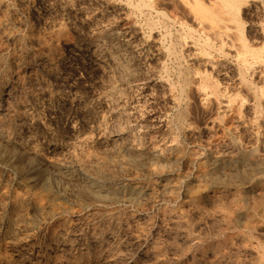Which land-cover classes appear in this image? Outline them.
Returning a JSON list of instances; mask_svg holds the SVG:
<instances>
[{
    "label": "rangeland",
    "instance_id": "rangeland-1",
    "mask_svg": "<svg viewBox=\"0 0 264 264\" xmlns=\"http://www.w3.org/2000/svg\"><path fill=\"white\" fill-rule=\"evenodd\" d=\"M72 1L0 0V4L2 6H0V12L2 11L0 13V22L4 21L2 24H0V94L2 96L5 95V89L2 90V88L7 87L8 83L6 81H10L11 77L14 76L13 74L15 70H17L16 66L13 65L15 63V60L18 58L20 61V67L18 70H23V68L28 70L31 66L35 65L37 60H39V49L40 47H43L45 48L44 51H47L52 56H54V59L57 58V56H60L59 58L55 59L57 61L54 72L50 71V73H48V75H50L45 76L46 82H48V84L51 82L49 84V88L51 89L50 97L52 99H45L43 101V104L42 102H39L38 105H34L36 106V110L40 111V113H43L44 111V115L41 114V118L43 117V122H46L47 124L49 123V133L52 132V137L55 136L53 138L64 145L66 139H70L69 136H71V127L74 130L81 129L82 127L83 130H85L86 128L84 133L87 132L89 135L92 133L90 131H93L91 136L87 134V136H89L90 138L86 136L87 139H84L85 141H75L78 144L76 145L75 143V146H73L70 151V153H73V156L70 153L68 154L63 152L57 153V156L56 154L51 155L53 150H47L46 145L42 144V135L45 131L44 128H42L41 122L35 123L36 132L33 138V142L36 145L38 151L41 150L37 155L29 154L23 149L14 150L12 149L11 143L0 140V264H264V139L262 141V138H264V72H262L264 71V58H261V60L257 61L256 63L253 62L255 64L252 63V66H250L251 68L249 66L248 68H242L243 70L245 69L243 76L245 77L246 82L255 88L257 94L260 95L263 93L262 95H260V101L256 102L255 99H251L253 97L250 94L251 91H254V88H251V90L247 92L248 90H246L243 84L244 82L240 79L241 74L239 75L238 71L239 67L242 65V61L236 59L237 55L221 53L217 49L218 44L216 42V45L214 44V47L212 46L213 49L211 48V46H207L204 49L207 50V57H209V60L201 61L194 56V53L200 51L201 49L199 43H201L200 41L202 36H204L205 33L206 35L212 36V32L211 29L207 27L206 24H204L205 22H201L202 24L198 22L199 19L193 16L185 0H149L150 8H148L149 6L147 4V6H133V3L135 4L136 0ZM124 1H126V3ZM150 1L152 2L150 3ZM165 1H167L168 3ZM2 2L5 4V6ZM67 2L70 4H68ZM159 2L162 3L160 4ZM248 2L242 5L240 11V17L242 18L243 22H245L244 34L245 36L247 35L246 38L249 42H252L253 40L254 44L256 46H259V44L261 45V43L259 42L262 39L260 37V28L258 27L264 14V0H248ZM81 3H84V5H81ZM128 3H130V6L125 5ZM77 4L80 5L77 6ZM22 7H25L23 11H21L23 9ZM137 7L141 9H138V11L136 9ZM182 7L183 11L185 12L182 11ZM122 8L123 10H121ZM85 9L90 11V14H88V11H86ZM91 9H94L93 12ZM159 10L160 12H164L165 15L163 14L162 16V13H160ZM20 12L24 13V15ZM104 14L106 17L104 16ZM145 15H147V17ZM189 15L191 17H189ZM192 17L195 19H193ZM75 18L77 19V21L75 20ZM106 18H109V20H106ZM178 18H180L181 20H179ZM192 19L195 22L192 21ZM254 19H256V21ZM41 21H43L44 23ZM178 22H181L180 26ZM76 23L78 24L76 25ZM153 23L155 25H153ZM194 23L198 24V28ZM88 27L91 28L89 29ZM254 28L257 29L255 30ZM33 30L36 34L33 33ZM43 31L45 33H43L44 35L42 34ZM197 32L198 34H196ZM148 33H150V35H148ZM199 34H201V37H199ZM42 35L43 37H41ZM48 35L51 37L48 38ZM144 36H146L148 39ZM187 36H189L188 39H186ZM56 38L57 41H55ZM67 39L70 40L67 41ZM139 39H141L142 41ZM191 42L193 43L191 44ZM94 43H99V51H96L100 52L101 55H114L117 57L119 63L121 62L119 66L123 68L122 77L124 78V81L119 80L116 77H112V79L110 77L111 81H109L108 76H102L97 69L95 70L96 67H88L86 63L82 62L83 58L90 52V49L92 48V45ZM80 44L84 47H79ZM171 44L173 45L172 47ZM102 46L103 48H101ZM178 46L180 49L178 48ZM163 47L165 49H163ZM169 47L173 49L168 50ZM177 51L179 52L180 56L177 55ZM192 51L195 52L193 53ZM214 54L216 55V57ZM215 58L217 61H215ZM221 58H224V63ZM214 61L217 63H215ZM212 62L215 63V68H211L210 65H214L212 64ZM219 63H221V65ZM59 65L61 67H59ZM185 65L186 67L188 66V68H186ZM56 66L58 68H56ZM80 66L82 67L81 69H79ZM227 66H229V68ZM222 67L225 68L223 69ZM235 67H237L238 70ZM254 67H256V69ZM261 69L262 71H260ZM218 70L219 73L217 72ZM200 71L203 74L200 73ZM210 71L214 73L212 74ZM134 72L136 74H134ZM95 74H97L98 76ZM201 75H206L208 78L210 77L209 79L210 82L212 81L211 83H215L216 81V83L219 82L218 84L221 88L223 87L222 89L220 88L221 93H218L217 98L210 94L211 92L209 90L211 88L207 84H204ZM249 75L251 76L249 77ZM190 76H193L192 79H190ZM184 77L188 78V84H185L186 82L184 83ZM58 79H60L61 81ZM101 79L104 81V83H112L114 81L113 83L116 84L115 88H118L117 90H120L107 95L108 99L106 101H100V94L104 90V84ZM64 80L67 83H65ZM196 80L198 82H196ZM237 80L239 82H237ZM94 81L96 83H94ZM98 81L101 83L98 84ZM120 82L123 84H121ZM124 82L126 83V85ZM74 83L78 84V86ZM141 83L143 84V86H141ZM179 83L183 85H181L180 87ZM225 83L227 84V86L230 84V88L227 87ZM256 83H258V86L262 85L260 86L261 89H258L259 87L256 86ZM202 84L205 87L202 88ZM238 84L239 86L241 85L240 88ZM176 85L179 87H177ZM190 85L192 87H189ZM195 85H198L199 88H197V86ZM102 87L103 89H101ZM122 87L124 89H122ZM90 88L93 90V92ZM84 89H86L87 91ZM136 89L139 91L137 92ZM89 90L91 91L89 92ZM121 90L123 94H121ZM180 91L181 93H179ZM60 92L62 95L60 94ZM195 92L197 93L198 97L196 96ZM98 93L99 96L97 95ZM198 93L199 95L202 93L200 95L202 98L198 95ZM111 95H113L112 98ZM194 95L196 98L194 97ZM246 95H248V97ZM228 96L230 97V99ZM60 98H62L63 100ZM96 98H98V100ZM212 98L215 99L213 100ZM200 99H202L201 103ZM226 99L230 101L232 100V103L229 101V108L225 107L224 105V103H227ZM69 100L72 102H70ZM143 100L145 101V103ZM239 100H242L243 102L241 101V103L239 102ZM202 103L204 105H201ZM206 103H208L209 105H207ZM101 106L104 108H102ZM201 107L203 108V110ZM104 109L108 111V113ZM211 111L213 112L211 113ZM93 112H95L97 116L95 115L94 118H91V114ZM207 112L210 114H208ZM69 113L70 115H68ZM103 113L104 115H101ZM227 115L229 116L227 117ZM46 116L50 119H48ZM80 116L82 118H80ZM104 116L106 117L103 118ZM179 116L181 117L180 119H178ZM215 117L218 119L215 120ZM97 118H100L102 120L100 121V119ZM92 119L96 123H99V126H101L98 128L94 127L91 130L90 127L92 125L88 127V123H95ZM219 120H221L220 123ZM72 121H74V123ZM224 121L228 124H226ZM228 121H232V125ZM187 122L190 124H187ZM215 123L217 126L215 125ZM244 125L247 126L246 129ZM212 126L214 127V129ZM65 127L67 130L65 129ZM52 129L54 132L52 131ZM250 131L251 133H249ZM216 132L219 134H217ZM10 135V138H12L14 133H10ZM169 136L172 137L169 138ZM245 137L247 139L246 141ZM219 141H221L220 144H218ZM3 143L5 144L3 145ZM164 143H166L167 145ZM116 144L117 146H115ZM124 144L126 145V147ZM237 144L240 145V147H244L245 145V147L247 148L252 146L254 148L255 155L263 157V163L255 168H250V166H248L247 164H241L238 162L234 164H228L227 160H225L224 158L228 154L237 153L236 150H233L237 149ZM247 144L249 145L247 146ZM261 150H263V153ZM215 151L217 152L215 153ZM46 154L47 156H45ZM67 156L71 158V160L69 159L70 161L68 160L69 162L65 160L68 159L66 158ZM62 157L65 158H63L65 162ZM49 159H58L59 161H62L59 165L55 164ZM88 160H91L92 163H90V161ZM174 164H176L177 169ZM81 165L84 168H82ZM36 168L37 170H35ZM190 168L193 169L191 170ZM220 168L224 169L221 170ZM40 169L42 171H40ZM49 169L51 172L49 171ZM244 170L246 173L244 172ZM213 172L216 173L214 174ZM89 175H91V177ZM31 176L34 178H32ZM36 180L38 182H36ZM132 185H140L142 187H145L142 194L134 197V200L136 201L128 196L124 197L125 194L122 193V190L125 187ZM82 189L87 190L83 193L81 191ZM79 191H81V193ZM114 194L116 195L114 196ZM78 195L81 196L79 197ZM119 199H121L122 201ZM24 213L26 215H24ZM71 243L74 245H72ZM93 250L95 251L94 253L96 255L90 258H86L87 254L93 252Z\"/></svg>",
    "mask_w": 264,
    "mask_h": 264
},
{
    "label": "bare ground",
    "instance_id": "bare-ground-1",
    "mask_svg": "<svg viewBox=\"0 0 264 264\" xmlns=\"http://www.w3.org/2000/svg\"><path fill=\"white\" fill-rule=\"evenodd\" d=\"M11 1V0H10ZM20 1V0H19ZM26 1V0H25ZM72 1V0H71ZM122 1V0H121ZM134 1V0H133ZM158 1V0H157ZM171 1V0H170ZM178 1V0H177ZM186 1V3H187V5L189 6V10L192 12V14H193V16H195L197 19H199V23H201V22H205L204 24H206V26L207 27H209L210 29H211V32H212V36H209V35H206V33H205V35L204 36H202V38H201V43H199L200 44V46H201V49H200V51H198V52H193L194 53V56L196 57V58H198L199 60H201V61H207V60H209V57H207L208 55H207V50H204L205 49V47H207V46H211V48L213 49V45L217 42V44H218V47H217V49L221 52V53H228V54H234V55H237V57H236V59H239V61L241 60L242 62H241V66L239 67V71H240V73H239V71H238V74L241 76V81H243L244 83V86H245V88H246V90H248L247 92H249V90H251V88H254V87H252L249 83H247L246 82V79H245V77L243 76L244 75V70L242 69V68H245V67H247L248 68V66L250 67V66H252V63L253 62H257V61H259V60H261V58H264V14H263V17H262V19H261V22L259 23V27L258 28H260V37H261V41L259 42V43H261V45L259 44V46H256L255 44H254V42H253V40H252V42H249L248 40H247V38H246V36H245V34H244V23L245 22H243V20H242V18L240 17V11H241V7H242V5L243 4H245V3H247L248 2V0H185ZM73 2V1H72ZM84 2V1H83ZM125 3H126V1H124ZM130 2V1H129ZM152 1H150V3H151ZM156 2V1H155ZM163 2V1H162ZM161 2V3H162ZM165 2H167V1H165ZM255 2V1H254ZM3 3V2H2ZM16 3V2H15ZM68 3V2H67ZM79 3H80V1H79ZM131 3V2H130ZM130 3H128V4H125L126 6H128ZM160 3V2H159ZM160 3V4H161ZM168 3V2H167ZM179 3H180V1H179ZM179 3H177V4H179ZM249 3V2H248ZM258 3V2H257ZM24 4V3H23ZM68 4H70V3H68ZM67 4V5H68ZM84 5V3H81V5ZM86 4V3H85ZM132 4V3H131ZM148 5L149 6V0L147 1V0H136L135 1V4L133 3V6H145V5ZM155 4V3H154ZM170 4V3H169ZM171 4H172V2H171ZM170 4V5H171ZM3 5L5 6V4L3 3ZM78 5H80V4H77V6ZM91 5V4H90ZM94 5V4H93ZM117 5V4H116ZM146 5V6H147ZM162 5H164V4H162ZM252 5V4H251ZM261 5V4H260ZM0 6H1V4H0ZM20 6V5H19ZM23 6V5H22ZM25 6V5H24ZM36 6V5H35ZM71 6V5H70ZM76 6V7H77ZM130 6V5H129ZM132 6V5H131ZM132 6V7H133ZM179 6V5H178ZM187 6V7H188ZM2 7V6H1ZM7 7V6H6ZM14 7V6H13ZM15 7H16V5H15ZM84 7V6H83ZM87 7V6H86ZM96 7V6H95ZM98 7H100V6H98ZM125 7V6H124ZM136 8L137 10L139 9V8ZM174 7H175V4H174ZM180 7H181V4H180ZM251 7H253V6H251ZM259 7V6H258ZM23 8V7H22ZM22 8H20V9H22ZM25 8V7H24ZM24 8L21 10V11H23L24 10ZM120 8V7H119ZM118 8V9H119ZM148 8H150V6L148 7ZM160 8V7H159ZM173 8V7H172ZM177 8V7H176ZM246 8V7H245ZM36 9V8H35ZM97 9H99V8H97ZM103 9H104V7H103ZM141 9V8H140ZM139 9V10H140ZM174 9V8H173ZM187 9V8H186ZM12 10V9H11ZM17 10V9H16ZM37 10V9H36ZM36 10H34V11H36ZM86 10V9H85ZM92 10V9H91ZM94 10V9H93ZM93 10H92V12H93ZM110 10V9H109ZM121 10H123V8L121 9ZM138 10V11H139ZM157 10V9H156ZM161 10V9H160ZM160 10H159V12H160ZM184 10H185V8H184ZM19 11V10H18ZM29 11V10H28ZM48 11H49V9H48ZM82 11V10H81ZM86 11H88V10H86ZM104 11V10H103ZM102 11V12H103ZM107 11H108V8H107ZM113 11V10H112ZM125 11V10H124ZM144 11H145V9H144ZM162 11V10H161ZM175 11H176V9H175ZM182 11H183V7H182ZM2 12V11H1ZM0 12V13H1ZM6 12V11H5ZM43 12V11H42ZM90 11H88V14H90L89 13ZM97 12V11H96ZM106 12V11H105ZM155 12V11H154ZM183 12H185V11H183ZM244 12H245V10H244ZM254 12V11H253ZM21 13V12H20ZM79 13V12H78ZM111 13V12H110ZM120 13V12H119ZM124 13V12H123ZM147 13V12H146ZM152 13V12H151ZM160 13H162L161 15L163 16V14H164V12H160ZM170 13H171V11H170ZM181 13V12H180ZM3 14V13H2ZM5 14V13H4ZM21 14H23L24 15V13H21ZM87 14V13H86ZM87 14V15H88ZM98 14V13H97ZM102 14V13H101ZM106 14H108V13H106ZM112 14V13H111ZM110 14V15H111ZM250 14V13H249ZM258 14V13H257ZM13 15H15V14H13ZM39 15H41V14H39ZM45 15V14H44ZM43 15V16H44ZM48 15V14H47ZM103 15V14H102ZM159 15V14H158ZM165 15V14H164ZM188 15V14H187ZM245 15V14H244ZM2 16V15H1ZM77 16V15H76ZM83 16V15H82ZM104 16H105V14H104ZM113 16V15H112ZM115 16V15H114ZM120 16V15H119ZM146 17H147V15H145ZM243 16V15H242ZM261 16V15H260ZM15 17V16H14ZM16 17H17V14H16ZM20 17V16H19ZM70 17V16H69ZM79 17V16H78ZM106 17V16H105ZM107 17H109V16H107ZM166 17V16H165ZM189 17H191L190 15H189ZM258 17H259V15H258ZM43 18V17H42ZM47 18V17H46ZM45 18V19H46ZM68 18V17H67ZM127 18V17H126ZM150 18V17H149ZM160 18V17H159ZM168 18V17H167ZM177 18V17H176ZM193 18V17H192ZM18 19V18H17ZM79 19V18H78ZM82 19V18H81ZM91 19H93V18H91ZM109 20V18H106V20ZM115 19H116V17H115ZM129 19V18H128ZM146 19V18H145ZM179 20H181L180 18H178ZM191 19V18H190ZM193 19H195V18H193ZM192 19V21H194ZM252 19V18H251ZM257 19V18H256ZM256 19H254L255 21H256ZM16 20V19H15ZM43 20V19H42ZM64 20V19H63ZM70 20V19H69ZM75 20L77 21V19L75 18ZM102 20V19H101ZM105 20V21H106ZM148 20V19H147ZM171 20V19H170ZM186 20V19H185ZM12 21V20H11ZM18 21V20H17ZM26 21V20H25ZM86 21V20H85ZM88 21V20H87ZM99 21V20H98ZM111 21V20H110ZM115 21V20H114ZM118 21H119V19H118ZM129 21V20H128ZM145 21V20H144ZM164 21V20H163ZM4 21H1L0 22V24H2ZM30 22V21H29ZM41 22H43V21H41ZM64 22V21H63ZM113 22V21H112ZM111 22V23H112ZM141 22V21H140ZM150 22V21H149ZM195 22V21H194ZM7 23V22H6ZM44 23V22H43ZM53 23V22H52ZM67 23V22H66ZM73 23V22H72ZM107 23V22H106ZM114 23V22H113ZM112 23V24H113ZM123 23V22H122ZM143 23V22H142ZM146 23H147V21H146ZM160 23H161V21H160ZM163 23V22H162ZM15 24V23H14ZM18 24H19V22H18ZM48 24V23H47ZM54 24V23H53ZM56 24V23H55ZM60 24H61V22H60ZM75 24V23H74ZM73 24V25H74ZM78 23H76V25H77ZM95 24V23H94ZM100 24V23H99ZM178 24H179V26H180V24H181V22H178ZM194 24H196V23H194ZM202 24V23H201ZM203 24V25H204ZM51 25V24H50ZM84 25V24H83ZM90 25V24H89ZM127 25V24H126ZM147 25V24H146ZM149 25V24H148ZM153 25H155L154 23H153ZM153 25H152V28H153ZM156 25H157V23H156ZM186 25V24H185ZM190 25V24H189ZM193 25V24H192ZM197 25L198 24H196L195 26L197 27ZM250 25V24H249ZM12 26V25H11ZM20 26V25H19ZM23 26V25H22ZM85 26V25H84ZM94 26V25H93ZM103 26V25H102ZM123 26V25H122ZM165 26V25H164ZM255 26V25H254ZM6 27V26H5ZM71 27V26H70ZM83 27V26H82ZM81 27V28H82ZM100 27V26H99ZM98 27V28H99ZM109 27V26H108ZM155 27V26H154ZM189 27V26H188ZM8 28V27H7ZM20 28V27H19ZM25 28V27H24ZM72 28V27H71ZM89 28V27H88ZM91 28V27H90ZM89 28V29H90ZM118 28V27H117ZM123 28V27H122ZM152 28H149V29H152ZM190 28H191V26H190ZM193 28V27H192ZM198 28V27H197ZM94 29H96V28H94ZM93 29V30H94ZM126 29V28H125ZM133 29V28H132ZM145 29V28H144ZM199 29H201V28H199ZM255 29V28H254ZM257 29V28H256ZM255 29V30H256ZM3 30V29H2ZM5 30V29H4ZM23 30V29H22ZM74 30V29H73ZM129 30V29H128ZM185 30V29H184ZM203 30V29H202ZM248 30V29H247ZM1 31V30H0ZM7 31V30H6ZM5 31V32H6ZM10 31V30H9ZM8 31V32H9ZM14 31V30H13ZM24 31V30H23ZM34 31V30H33ZM38 31V30H37ZM186 31H187V29H186ZM2 32H4V31H2ZM18 32V31H17ZM76 32H77V30H76ZM84 32H86V31H84ZM125 32H126V30H125ZM133 32V31H132ZM132 32H131V34H132ZM136 32V31H135ZM151 32V31H150ZM199 32V31H198ZM198 32L196 33V34H198ZM205 32V31H204ZM204 32H203V34H204ZM209 32V31H208ZM258 32V31H257ZM20 33V32H19ZM33 33H35V31L33 32ZM40 33V32H39ZM44 33V31L42 32V34ZM154 33V32H153ZM167 33H168V31H167ZM180 33V32H179ZM201 33H202V31H201ZM249 33V32H248ZM253 33H255V32H253ZM36 34V33H35ZM45 34V33H44ZM43 34V35H44ZM77 34V33H76ZM88 34H89V32H88ZM126 34V33H125ZM128 34V33H127ZM136 34V33H135ZM161 34V33H160ZM184 34V33H183ZM43 35L41 36V37H43ZM51 35H52V32H51ZM87 35V34H86ZM99 35V34H98ZM148 35H150V33H148ZM177 35V34H176ZM179 35V34H178ZM185 35V34H184ZM190 35V34H189ZM193 35V34H192ZM200 35V36H199ZM198 36L199 37H201V34H199ZM254 35H256V34H254ZM5 36V35H4ZM8 36V35H7ZM36 36V35H35ZM46 36H47V34H46ZM82 36V35H81ZM125 36V35H124ZM249 36V35H248ZM10 37V36H9ZM49 37H51V36H49L48 35V38ZM53 37V36H52ZM59 37V36H58ZM108 37V36H107ZM120 37V36H119ZM131 37V36H130ZM141 37V36H140ZM144 37H146V36H144ZM155 37H156V35H155ZM177 37V36H176ZM188 37L189 36H187V38L186 39H188ZM196 37V36H195ZM252 37V36H251ZM6 38V37H5ZM14 38V37H13ZM34 38V37H33ZM109 38V37H108ZM122 38H123V36H122ZM132 38V37H131ZM147 38V37H146ZM150 38V37H149ZM154 38V37H153ZM180 38V37H179ZM18 39V38H17ZM41 39V38H40ZM43 39V38H42ZM45 39V38H44ZM59 39V38H58ZM117 39V38H116ZM136 39V38H135ZM134 39V40H135ZM148 39V38H147ZM249 39H251V38H249ZM254 39H255V36H254ZM46 40V39H45ZM44 40V41H45ZM68 40H70V39H67V41ZM76 40V39H75ZM109 40V39H108ZM139 40H141V39H139ZM145 40V39H144ZM158 40H160V39H158ZM179 40V39H178ZM183 40H184V38H183ZM182 40V41H183ZM34 41H35V39H34ZM43 41V40H42ZM55 41H57V38H56V40ZM62 41V40H61ZM97 41V40H96ZM129 41V40H128ZM132 41V40H131ZM142 41V40H141ZM192 41H193V39H192ZM17 42V41H16ZM46 42V41H45ZM45 42H44V44H45ZM77 42V41H76ZM94 42V41H93ZM134 42V41H133ZM194 42H196V41H194ZM257 42V43H258ZM32 43V42H31ZM30 43V44H31ZM35 43V42H34ZM39 43H40V41H39ZM42 43V42H41ZM71 43V42H70ZM109 43V42H108ZM129 43V42H128ZM136 43V42H135ZM138 43V42H137ZM180 43V42H179ZM184 43V42H183ZM188 43V42H187ZM193 42H191V44H192ZM197 43H198V41H197ZM256 43V42H255ZM6 44V43H5ZM18 44V43H17ZM38 44V43H37ZM49 44V43H48ZM54 44V43H53ZM61 44V43H60ZM64 44V43H63ZM99 44V43H98ZM98 44L97 43H94L93 45H92V48L90 49V52L87 54V56H85L84 58H83V60H82V62L83 63H86L87 65H88V67L89 66H91V67H96L95 68V70L97 69L100 73H101V75L103 76H105L106 75V77L108 76L109 77V81H111L110 80V77H111V79H112V77L114 78V77H116L117 79H119V80H123L124 81V78L122 77L123 76V73H122V70H123V68H121V66H119L120 65V63H119V61H118V59H117V57L116 56H114V55H111L110 53V55H107V56H105V55H101L100 54V52H97V51H99L98 50ZM100 44H101V42H100ZM111 44V43H110ZM123 44V43H122ZM121 44V45H122ZM140 44V43H139ZM156 44H158V43H156ZM177 44V43H176ZM19 45V44H18ZM25 45V44H24ZM35 45V44H34ZM180 45V44H179ZM196 45V44H195ZM216 45V44H215ZM13 46V45H12ZM27 46V45H26ZM31 46V45H30ZM63 46V45H62ZM109 46V45H108ZM113 46H115V45H113ZM137 46V45H136ZM143 46V45H142ZM155 46V45H154ZM170 46V45H169ZM173 45L171 44V47H172ZM177 46V45H176ZM182 46V45H181ZM190 46V45H189ZM197 46H199V45H197ZM213 46V47H212ZM8 47V46H7ZM6 47V48H7ZM47 47V46H46ZM64 47V46H63ZM78 47V46H77ZM79 47H84L83 45L81 46V44H80V46ZM112 47V46H111ZM122 47V46H121ZM124 47V46H123ZM126 47V46H125ZM191 47V46H190ZM193 47V46H192ZM3 48H4V46H3ZM13 48V47H12ZM32 48V47H31ZM101 48H103V46L101 47ZM131 48V47H130ZM157 48V47H156ZM178 48H179V46H178ZM194 48V47H193ZM14 49V48H13ZM38 49V48H37ZM51 49V48H50ZM70 49V48H69ZM78 49V48H77ZM109 49V48H108ZM122 49V48H121ZM124 49V48H123ZM163 49H165L164 47H163ZM169 49H173V48H168V50ZM180 49V48H179ZM185 49V48H184ZM187 49V48H186ZM217 49H215V50H217ZM1 50V49H0ZM3 50V49H2ZM10 50V49H9ZM45 50V48H43V47H40V49H39V54H40V56H39V60H37L36 61V63H35V65L34 66H31L28 70H26L25 68H23V70H18L19 69V65H20V61H19V59L17 58L16 60H15V63L13 64L14 66H16V68H17V70H15V72H14V76H12L11 77V79H10V81H6L7 83H8V85H7V87L6 88H2V90H4L5 89V95H1L0 94V140H3V141H7V142H9V143H11V145H12V149H14V150H18V149H23V150H25V151H27L29 154H32V155H37L38 153H39V151H41V150H39L38 151V149H37V147H36V145L34 144V142H33V138H34V134H35V132H36V125H35V123H38V122H41L42 123V128H44V134L42 135L43 137H42V139H43V143L42 144H45L46 145V147H47V150L48 149H51V150H53L52 151V153H51V155L52 154H56V156H57V153H59V152H63V153H70V151H71V149H72V147L73 146H75V143H76V145L78 144L77 142L79 141V142H81V141H83L84 139H87L86 138V136H87V132L86 133H84V131L86 130V128H85V130H83V127L81 128V129H78V130H74L71 126V136H69V138L70 139H68L67 137H65V138H67L66 139V141H65V143H64V145H62V143H60V142H58L55 138H53V137H55V136H53L52 137V132L51 133H49L50 131H49V123L47 124L46 122H43V120H42V118H41V114H43L44 113V111H43V109H42V111H43V113H40V111H37L36 110V106H34V105H38V103L39 102H42V104H43V101L45 100V99H49V98H51L50 96H51V89L49 88V84L51 83H49L48 84V82H46V79H45V76L46 75H48V73H50V71L52 72H54V69H55V65H56V61L57 60H55V59H57V58H59L60 56H57V58H55L54 59V56H52L49 52H47V51H44ZM97 50V51H96ZM125 50V49H124ZM128 50V49H127ZM131 50V49H130ZM166 50H167V46H166ZM11 51H12V49H11ZM14 51V50H13ZM83 51V50H82ZM100 51H101V49H100ZM116 51H117V49H116ZM136 51H137V49H136ZM158 51V50H157ZM174 51H175V49H174ZM33 52V51H32ZM59 52V51H58ZM86 52V51H85ZM129 52V51H128ZM178 52V51H177ZM176 52V53H177ZM213 52V51H212ZM103 53V52H102ZM121 53V52H120ZM173 53V52H172ZM175 53V54H176ZM210 53V52H209ZM220 53V54H221ZM14 54V53H13ZM20 54V53H19ZM61 54V53H60ZM211 54H213V53H211ZM132 55V54H131ZM177 55H179L180 56V54H179V52H178V54ZM215 55V54H214ZM84 56V55H83ZM82 56V57H83ZM119 56V55H118ZM128 56H130V55H128ZM182 56V55H181ZM190 56V55H189ZM188 56V57H189ZM224 56H225V54H224ZM232 56V55H231ZM31 57V56H30ZM76 57V56H75ZM122 57V56H121ZM126 57V56H125ZM192 57V56H191ZM215 57H216V55H215ZM221 57V56H220ZM34 58V57H33ZM63 58V57H62ZM81 58V57H80ZM79 58V59H80ZM120 58V57H119ZM128 58V57H127ZM174 58V57H173ZM195 58V59H196ZM10 59V58H9ZM73 59V58H72ZM181 59V58H180ZM188 59V58H187ZM197 59V60H198ZM222 59V61L224 60V58H221ZM228 59V58H227ZM250 59V60H249ZM33 60V59H32ZM77 60V59H76ZM121 60V59H120ZM126 60V59H125ZM177 60V59H176ZM226 60V59H225ZM233 60V59H232ZM34 61V60H33ZM62 61V60H61ZM75 61V60H74ZM122 61V60H121ZM137 61V60H136ZM157 61V60H156ZM186 61V60H185ZM184 61V62H185ZM191 61V60H190ZM210 61H211V59H210ZM215 61H217L216 60V58H215ZM214 61V62H215ZM227 61V60H226ZM234 61V60H233ZM187 62V61H186ZM225 61H223V63H224ZM230 62H231V60H230ZM236 62V61H235ZM11 63H12V60H11ZM73 63V62H72ZM79 63V62H78ZM128 63V62H127ZM178 63V62H177ZM204 63V62H203ZM210 63V62H209ZM209 63H207V64H209ZM215 63H217V62H215ZM215 63H213L212 62V64H214V65H210L211 66V68H215L216 66H215ZM239 63V62H238ZM255 63H253V64H255ZM57 64H59V63H57ZM68 64H70V63H68ZM67 64V65H68ZM75 64V63H74ZM125 64V63H124ZM130 64V63H129ZM186 64V63H185ZM192 64V63H191ZM220 65H221V63H219ZM228 64V63H227ZM226 64V65H227ZM29 65V64H28ZM66 65V64H65ZM80 65V64H79ZM157 65V64H156ZM257 65V64H256ZM198 66H200V65H198ZM207 66V65H206ZM205 66V67H206ZM234 66V65H233ZM237 66V65H236ZM238 66H239V64H238ZM254 66V65H253ZM10 67H11V65H10ZM59 67H61L60 65H59ZM84 67V66H83ZM123 67V66H122ZM129 67V66H128ZM185 67H186V65H185ZM192 67V66H191ZM209 67V66H208ZM218 67V66H217ZM226 67V66H225ZM224 67V68H225ZM228 68H229V66H227ZM231 67V66H230ZM261 67V66H260ZM56 68H58L57 66H56ZM65 68V67H64ZM82 67L80 66V68L79 69H81ZM164 68V67H163ZM162 68V69H163ZM184 68V67H183ZM186 68H188V66L186 67ZM201 68V67H200ZM223 68V67H222ZM223 68V69H224ZM236 69H237V67H235ZM251 68V67H250ZM255 69H256V67H254ZM263 68V67H262ZM76 69V68H75ZM90 69V68H89ZM192 69V68H191ZM196 69V68H195ZM206 69V68H205ZM204 69V70H205ZM59 70H60V68H59ZM78 70V69H77ZM82 70H84V69H82ZM86 70V69H85ZM197 70V69H196ZM195 70V71H196ZM213 70V69H212ZM211 70V71H212ZM221 70V69H220ZM226 70V69H225ZM238 70V69H237ZM247 70V69H246ZM251 70V69H250ZM249 70V71H250ZM257 70H259V69H257ZM256 70V71H257ZM264 70V69H263ZM180 71V70H179ZM188 71V70H187ZM210 71V72H211ZM248 71V70H247ZM260 71H262V69L260 70ZM259 71V72H260ZM62 72V71H61ZM67 72H70V71H67ZM81 72V71H80ZM79 72V73H80ZM83 72V71H82ZM165 72V71H164ZM191 72V71H190ZM189 72V73H190ZM194 72V71H193ZM197 72V71H196ZM195 72V73H196ZM199 72V71H198ZM207 72V71H206ZM210 72H208V73H210ZM216 72V71H215ZM218 73H219V70L217 71ZM222 72V71H221ZM224 72H226V71H224ZM223 72V73H224ZM251 72V71H250ZM258 72V73H259ZM262 72H264V71H262ZM66 73V72H65ZM72 73H74V72H72ZM78 73V74H79ZM93 73H94V71H93ZM200 73H202L201 71H200ZM212 74L214 73V72H211ZM217 73V74H218ZM252 73V72H251ZM53 74V73H52ZM55 74V73H54ZM57 74V73H56ZM63 74V73H62ZM69 74H71V73H69ZM76 74V73H75ZM87 74H88V72H87ZM131 74V73H130ZM134 74H136L135 72H134ZM186 74V73H185ZM191 74V73H190ZM197 74V73H196ZM203 74V73H202ZM50 75V74H49ZM48 75V76H49ZM85 75V74H84ZM95 75H97V74H95ZM100 75V76H101ZM127 75V74H126ZM168 75V74H167ZM178 75V74H177ZM207 75V74H206ZM206 75H204V76H202V79H203V82H204V84H207L211 89L209 90L211 93L210 94H212L213 96H215L216 98L218 97V93L220 92V86H219V82L218 83H216V81H215V83H211L210 82V77L208 78ZM236 75V74H235ZM256 75H257V73H256ZM259 75H261V74H259ZM4 76V75H3ZM48 76H47V79H48ZM58 76V75H57ZM60 76V75H59ZM81 76V75H80ZM98 76V75H97ZM99 76V77H100ZM132 76V75H131ZM211 76V75H210ZM251 75H249V77H250ZM53 77V76H52ZM62 77V76H61ZM70 77V76H69ZM89 77V76H88ZM191 77V76H190ZM193 77V76H192ZM192 77L190 78V79H192ZM216 77V76H215ZM218 77V76H217ZM91 78V77H90ZM90 78H88V79H90ZM97 78V77H96ZM101 78V77H100ZM138 78V77H137ZM180 78V77H179ZM239 78V77H238ZM256 78H258V77H256ZM263 78V77H262ZM64 79V78H63ZM67 79V78H66ZM77 79V78H76ZM87 79V78H86ZM95 79V78H94ZM127 79V78H126ZM132 79V78H131ZM143 79V78H142ZM181 79V78H180ZM184 79V83L185 84H188V82H189V80H188V78L187 77H184L183 78ZM193 79H195V78H193ZM212 79V78H211ZM215 79V78H214ZM259 79H261V78H259ZM258 79V80H259ZM264 79V78H263ZM262 79V80H263ZM2 80V79H1ZM51 80V79H50ZM58 80H60V79H58ZM102 80V79H101ZM48 81V80H47ZM61 81V80H60ZM86 81V80H85ZM88 81V80H87ZM96 81V80H95ZM94 81V83H96ZM103 81V80H102ZM132 81V80H131ZM130 81V82H131ZM144 81V80H143ZM192 81V80H191ZM190 81V82H191ZM55 82V81H54ZM64 82H65V80H64ZM76 82V81H75ZM99 82V81H98ZM97 82V83H98ZM114 82V81H113ZM112 82V83H113ZM118 82V81H117ZM183 82V81H182ZM196 82H198L197 80H196ZM237 82H239L238 80H237ZM250 82V81H249ZM261 82V81H260ZM263 82H264V80H263ZM60 83V82H59ZM65 83H67V82H65ZM78 83V82H77ZM101 82H99L98 84H100ZM111 82H107V83H104V81H103V87H104V90L102 91V93L100 94V98H101V100L100 101H106L107 99H108V97H107V95H109V94H112V93H115V92H117V91H120V90H117L116 88H115V86H116V84H112ZM121 83V82H120ZM125 83V82H124ZM132 83V82H131ZM139 83V82H138ZM173 83V82H172ZM175 83V82H174ZM176 83H178V82H176ZM255 83V82H254ZM258 83H259V81H258ZM258 83H256V86L257 87H259L258 89H261L260 88V86H262V85H260V86H258L257 84ZM262 83V82H261ZM58 84V83H57ZM64 84V83H63ZM74 84H76V83H74ZM84 84V83H83ZM90 84H91V82H90ZM118 84V83H117ZM121 84H123V83H121ZM133 84V83H132ZM142 84V83H141ZM140 84V85H141ZM166 84V83H165ZM180 84V83H179ZM226 84V83H225ZM240 84V83H239ZM239 84H238V86H239ZM251 84H253V83H251ZM59 85H61V84H59ZM77 86H78V84H76ZM94 85V84H93ZM125 85H126V83H125ZM124 85V86H125ZM131 85V84H130ZM136 85V84H135ZM169 85V84H168ZM181 85H183V84H180V87H181ZM194 85V84H193ZM201 85V84H200ZM203 85V84H202ZM206 85V86H207ZM222 85V84H221ZM230 85V84H229ZM229 85L227 86V84H226V86L227 87H229ZM253 85H255V84H253ZM51 86H52V84H51ZM63 86V85H62ZM61 86V87H62ZM75 86V85H74ZM83 86V85H82ZM89 86H91V85H89ZM118 86V85H117ZM123 86V85H122ZM141 86H143V84L141 85ZM163 86V85H162ZM172 86V85H171ZM174 86V85H173ZM177 86V85H176ZM185 86V85H184ZM195 86H197V88H199L198 87V85H195ZM194 86V87H195ZM207 86V87H208ZM241 86V85H240ZM240 86H239V88H240ZM263 86H264V84H263ZM59 87V86H58ZM57 87V88H58ZM65 87H66V85H65ZM68 87V86H67ZM103 87L101 88V89H103ZM134 87H136V86H134ZM138 87H140V86H138ZM168 87V86H167ZM177 87H179V86H177ZM187 87V86H186ZM189 87H192L191 85L189 86ZM201 87V86H200ZM203 87H205L204 85L202 86V88ZM207 87H206V89H207ZM208 87V88H209ZM225 87V86H224ZM89 88V87H88ZM96 88V87H95ZM99 88V87H98ZM126 88V87H125ZM131 88H133V87H131ZM201 88V89H202ZM223 88V87H222ZM221 88V89H222ZM230 88V87H229ZM233 88V87H232ZM242 88V87H241ZM244 88V89H245ZM264 88V87H263ZM55 89H56V87H55ZM62 89V88H61ZM79 89V88H78ZM81 89V88H80ZM91 89V88H90ZM122 89H124L123 87H122ZM129 89V88H128ZM140 89V88H139ZM163 89H164V87H163ZM169 89V88H168ZM167 89V90H168ZM181 89V88H180ZM179 89V90H180ZM182 89H183V87H182ZM181 89V90H182ZM193 89V88H192ZM226 89V88H225ZM243 89V88H242ZM60 90V89H59ZM64 90H66V89H64ZM68 90V89H67ZM77 90V89H76ZM75 90V91H76ZM82 90V89H81ZM84 90H86V89H84ZM92 90V89H91ZM91 90H89V92L91 91ZM126 90V89H125ZM137 90V89H136ZM178 90V91H179ZM234 90V89H233ZM56 91V90H55ZM62 91V90H61ZM78 91H80V90H78ZM87 91V90H86ZM97 91V90H96ZM101 91V90H100ZM139 90H137V92H138ZM141 91V90H140ZM164 91V90H163ZM172 91V90H171ZM175 91H176V89H175ZM187 91V90H186ZM190 91V90H189ZM194 91V90H193ZM204 91V90H203ZM203 91H200V92H203ZM260 91H262V90H260ZM260 91H259V93H260ZM92 92H93V90H92ZM95 92V91H94ZM99 92V91H98ZM169 92H170V90H169ZM224 92V91H223ZM227 92H228V90H227ZM245 92V91H244ZM246 92V93H247ZM139 93H141V92H139ZM179 93H181V91L179 92ZM191 93V92H190ZM194 93V92H193ZM196 93V92H195ZM207 93V92H206ZM205 93V94H206ZM209 93V92H208ZM221 93V92H220ZM60 94H61V92H60ZM59 94V95H60ZM65 94H67V93H65ZM76 94V93H75ZM85 94V93H84ZM117 94H119V93H117ZM121 94H123V92H122V90H121ZM128 94V93H127ZM141 94H143V93H141ZM188 94H189V92H188ZM192 94V93H191ZM202 94V93H201ZM200 94V95H201ZM204 94V95H205ZM210 94H208V95H210ZM248 94V93H247ZM250 94H251V96L253 97V98H251V99H255L256 100V102H258V101H260V98H261V96L260 95H262V94H257L256 93V91H255V88H254V91H251L250 92ZM250 94H249V96H250ZM62 95V94H61ZM60 95V96H61ZM64 95V94H63ZM72 95H73V93H72ZM98 96H99V93L97 94ZM149 95V94H148ZM166 95V94H165ZM173 95H174V93H173ZM179 95V94H178ZM198 95H199V93H198ZM199 95V96H200ZM207 95V94H206ZM206 95H205V97H206ZM223 95V94H222ZM231 95V94H230ZM112 96L113 95H111V98H112ZM121 96V95H120ZM185 96V95H184ZM196 96H197V93H196ZM224 96H225V93H224ZM247 97H248V95H246ZM54 97H55V95H54ZM86 97H88V96H86ZM93 97V96H92ZM124 97V96H123ZM171 97V96H170ZM179 97V96H178ZM182 97V96H181ZM191 97V96H190ZM194 97H195V95H194ZM198 97V96H197ZM201 97V96H200ZM210 97V96H209ZM208 97V98H209ZM229 97V96H228ZM64 98V97H63ZM74 98V97H73ZM94 98V97H93ZM99 98V97H98ZM98 98H96L97 100H98ZM177 98V97H176ZM183 98V97H182ZM185 98V97H184ZM196 98V97H195ZM202 98V97H201ZM207 98V97H206ZM206 98H205V100H206ZM52 99V98H51ZM55 99H56V97H55ZM60 99H62V98H60ZM69 99V98H68ZM78 99H79V97H78ZM84 99V98H83ZM86 99V98H85ZM92 99V98H91ZM123 99V98H122ZM187 99V98H186ZM213 99V98H212ZM215 99V98H214ZM213 99V100H214ZM229 99H230V97H229ZM262 99H263V97H262ZM63 100V99H62ZM89 100V99H88ZM111 100H113V99H111ZM121 100V99H120ZM179 100V99H178ZM191 100V99H190ZM201 100L202 99H200V103H201ZM210 100H211V98H210ZM212 100V101H213ZM224 100H225V98H224ZM55 101V100H54ZM53 101V102H54ZM70 101V100H69ZM76 101V100H75ZM80 101V100H79ZM93 101V100H92ZM110 101V100H109ZM117 101V100H116ZM144 101V100H143ZM149 101V100H148ZM180 101V100H179ZM187 101V100H186ZM199 101V100H198ZM198 101H197V103H198ZM220 101V100H219ZM229 101L230 100H228V99H226V102L227 103H224V105H225V107H228V106H230V104H229ZM242 101V100H241ZM240 100H239V102H241ZM250 101V100H249ZM252 101V100H251ZM262 101V100H261ZM56 102V101H55ZM70 102H72V101H70ZM74 102V101H73ZM77 102V101H76ZM81 102H82V100H81ZM88 102H90V101H88ZM99 102V101H98ZM112 102V101H111ZM133 102V101H132ZM178 102V101H177ZM192 102V101H191ZM224 102V101H223ZM222 102V103H223ZM231 103H232V100L230 101ZM243 102V101H242ZM241 102V103H242ZM85 103V102H84ZM87 103V102H86ZM102 103V102H101ZM106 103V102H105ZM144 103H145V101H144ZM149 103V102H148ZM176 103V102H175ZM214 103V102H213ZM216 103H217V101H216ZM215 103V104H216ZM241 103H240V105H241ZM255 103V102H254ZM54 104V103H53ZM59 104V103H58ZM66 104V103H65ZM88 104V103H87ZM93 104V103H92ZM108 104V103H107ZM147 104V103H146ZM171 104V103H170ZM189 104H190V102H189ZM196 104V103H195ZM207 105H209L208 103H206ZM55 105V104H54ZM70 105V104H69ZM82 105V104H81ZM85 105V104H84ZM90 105H91V103H90ZM97 105V104H96ZM99 105V104H98ZM103 105V104H102ZM110 105V104H109ZM108 105V106H109ZM128 105V104H127ZM141 105V104H140ZM172 105V104H171ZM201 105H204L203 103L201 104ZM206 105V106H207ZM213 105V104H212ZM221 105V104H220ZM235 105H236V103H235ZM50 106V105H49ZM68 106V105H67ZM113 106V105H112ZM124 106V105H123ZM174 106V105H173ZM183 106H184V104H183ZM187 106V105H186ZM197 106V105H196ZM211 106V105H210ZM231 106H232V104H231ZM261 106V105H260ZM259 106V107H260ZM80 107V106H79ZM82 107V106H81ZM102 107V106H101ZM111 107V106H110ZM118 107V106H117ZM176 107V106H175ZM179 107H181V106H179ZM236 107V106H235ZM234 107V108H235ZM262 107V106H261ZM42 108V107H41ZM45 108V107H44ZM60 108V107H59ZM76 108V107H75ZM91 108V107H90ZM102 108H104V107H102ZM112 108V107H111ZM174 108V107H173ZM200 108V107H199ZM202 108V107H201ZM209 108H211V107H209ZM221 108H223V107H221ZM229 108V107H228ZM38 109V108H37ZM63 109V108H62ZM65 109V108H64ZM86 109V108H85ZM138 109V108H137ZM175 109V108H174ZM217 109V108H216ZM219 109V108H218ZM236 109V108H235ZM263 109V108H262ZM261 109V110H262ZM40 110V109H39ZM72 110V109H71ZM75 110V109H74ZM99 110V109H98ZM97 110V111H98ZM105 110V109H104ZM103 110V111H104ZM117 110V109H116ZM146 110V109H145ZM181 110V109H180ZM202 110H203V108H202ZM208 110V109H207ZM206 110V111H207ZM224 110V109H223ZM223 110H221V111H223ZM230 110V109H229ZM229 110H228V112H229ZM232 110V109H231ZM59 111V110H58ZM62 111V110H61ZM76 111V110H75ZM81 111V110H80ZM83 111V110H82ZM87 111V110H86ZM94 111V110H93ZM102 111V110H101ZM101 111H100V113H101ZM106 111V110H105ZM114 111V110H113ZM186 111V110H185ZM205 111V112H206ZM225 111V110H224ZM227 111V110H226ZM237 111V110H236ZM72 112V111H71ZM107 113H108V111H106ZM116 112V111H115ZM115 112H113V113H115ZM213 111H211V113H212ZM252 112V111H251ZM256 112V111H255ZM261 112V111H260ZM55 113V112H54ZM67 113V112H66ZM66 113H64V114H66ZM74 113V112H73ZM79 113V112H78ZM85 113V112H84ZM107 113H106V115H107ZM147 113V112H146ZM178 113V112H177ZM176 113V114H177ZM208 113V112H207ZM216 113V112H215ZM214 113V114H215ZM225 113V112H224ZM51 114V113H50ZM61 114V113H60ZM163 114V113H162ZM175 114V113H174ZM208 114H210V113H208ZM218 114V113H217ZM216 114V115H217ZM232 114V113H231ZM235 114V113H234ZM256 114V113H255ZM44 115V114H43ZM68 115H70V113L68 114ZM80 115V114H79ZM84 115V114H83ZM83 115H82V117H83ZM96 114H95V112H93L92 114H91V118H94V116H95ZM101 115H104V113L103 114H101ZM117 115V114H116ZM116 115H115V117H116ZM134 115V114H133ZM141 115V114H140ZM220 115V114H219ZM238 115V114H237ZM60 116V115H59ZM63 116V115H62ZM97 116V115H96ZM113 116V115H112ZM175 116V115H174ZM222 116V115H221ZM229 115H227V117H228ZM231 116V115H230ZM47 117V116H46ZM53 117V116H52ZM65 117V116H64ZM74 117V116H73ZM73 117H71V118H73ZM81 116H80V118H82ZM106 116H104L103 118H105ZM211 117H212V115H211ZM217 117V116H216ZM215 117V118H216ZM225 117V116H224ZM48 118V117H47ZM112 118V117H111ZM181 117L179 116L178 117V119H180ZM185 118V117H184ZM48 119H50V118H48ZM97 119H100V118H97ZM120 119V118H119ZM177 119V118H176ZM175 119V120H176ZM183 119V118H182ZM218 118H216L215 120H217ZM227 119V118H226ZM232 119V118H231ZM250 119V118H249ZM248 119V120H249ZM53 120V119H52ZM67 120H68V118H67ZM77 120H79V119H77ZM81 120V119H80ZM93 120V119H92ZM102 119H100V121H101ZM121 120V119H120ZM174 120V121H175ZM210 120V119H209ZM258 120V119H257ZM49 121V120H48ZM47 121V122H48ZM65 121V120H64ZM85 121H86V119H85ZM103 121H106V120H103ZM171 121V120H170ZM220 121L221 120H219V123H220ZM234 121V120H233ZM239 121V120H238ZM73 123H74V121H72ZM83 122V121H82ZM91 122V121H90ZM93 122H95L94 120H93ZM108 122V121H107ZM217 122V121H216ZM225 122V121H224ZM228 122H230V121H228ZM232 122V121H231ZM231 122H230V124H231ZM235 122H237V121H235ZM244 122V121H243ZM52 123V122H51ZM72 123V124H73ZM102 123H104V122H102ZM140 123H141V121H140ZM226 123V122H225ZM239 123V122H238ZM53 124V123H52ZM61 124V123H60ZM69 124H71V123H69ZM78 124V123H77ZM85 124V123H84ZM104 124H106V123H104ZM108 124V123H107ZM168 124V123H167ZM187 124H190V123H188L187 122ZM212 124V123H211ZM224 124V123H223ZM226 124H228V123H226ZM241 124H242V122H241ZM246 124V123H245ZM86 125V124H85ZM90 125H92L90 128H91V130L94 128V127H96V128H98V127H100L99 126V123H88V127L90 126ZM175 125V124H174ZM192 125V124H191ZM190 125V126H191ZM215 125H216V123H215ZM214 125V126H215ZM232 125V124H231ZM234 125H235V123H234ZM249 125H250V123H249ZM252 125V124H251ZM254 125V124H253ZM55 126V125H54ZM69 126V125H68ZM79 126V125H78ZM103 126V125H102ZM124 126V125H123ZM171 126V125H170ZM181 126V125H180ZM194 126V125H193ZM196 126V125H195ZM217 126V125H216ZM222 126V125H221ZM227 126V125H226ZM245 126V125H244ZM40 127H41V124H40ZM60 127V126H59ZM75 127V126H74ZM80 127H81V125H80ZM139 127V126H138ZM174 127V126H173ZM188 127V126H187ZM211 127V126H210ZM213 127V126H212ZM224 127V126H223ZM223 127H221V128H223ZM230 127V126H229ZM246 127L247 126H245V129H246ZM249 127V126H248ZM252 127V126H251ZM258 127V126H257ZM41 128V129H42ZM51 128V127H50ZM53 128V127H52ZM56 128V127H55ZM54 128V129H55ZM69 128V127H68ZM95 128V129H96ZM103 128V127H102ZM107 128V127H106ZM140 128V127H139ZM183 128V127H182ZM196 128H198V127H196ZM59 129V128H58ZM62 129V128H61ZM64 129V128H63ZM65 129H66V127H65ZM167 129V128H166ZM213 129H214V127H213ZM220 129V128H219ZM251 129V128H250ZM253 129V128H252ZM67 130V129H66ZM104 130V129H103ZM106 130V129H105ZM110 130V129H109ZM181 130V129H180ZM188 130H190V129H188ZM188 130H186V131H188ZM192 130V129H191ZM196 130V129H195ZM230 130V129H229ZM255 130V129H254ZM52 131H53V129H52ZM56 131V130H55ZM63 131V130H62ZM89 131V130H88ZM96 131V130H95ZM100 131V130H99ZM108 131V130H107ZM114 131V130H113ZM214 131V130H213ZM256 131V130H255ZM263 131V130H262ZM54 132V131H53ZM90 132H92L93 133V131H90ZM89 132V133H90ZM134 132V131H133ZM183 132V131H182ZM197 132V131H196ZM248 132V131H247ZM257 132H258V130H257ZM10 133H14V135H13V137L12 138H10L11 137V135H10ZM58 133V132H57ZM70 133V132H69ZM92 133L89 135V136H91L92 135ZM95 133V132H94ZM97 133V132H96ZM98 133H100V132H98ZM111 133V132H110ZM113 133V132H112ZM120 133V132H119ZM179 133V132H178ZM217 133V132H216ZM221 133V132H220ZM249 133H251V131L249 132ZM248 133V134H249ZM254 133H256V132H254ZM264 133V132H263ZM262 133V134H263ZM56 134V133H55ZM86 134V135H85ZM109 134V133H108ZM211 134H213V133H211ZM211 134H210V137H211ZM215 134V133H214ZM217 134H219V133H217ZM258 134V133H257ZM180 135V134H179ZM216 135V134H215ZM252 135V134H251ZM260 135V134H259ZM36 136V135H35ZM89 136H87L88 138H90ZM173 136V135H172ZM171 136V137H172ZM194 136V135H193ZM221 136V135H220ZM227 136H228V134H227ZM249 136V135H248ZM258 136V135H257ZM37 137V136H36ZM58 137H59V135H58ZM170 136H169V138H171ZM175 137V136H174ZM214 137V136H213ZM224 137V136H223ZM251 137V136H250ZM249 137V138H250ZM260 137V136H259ZM261 137H262V135H261ZM264 137V136H263ZM41 138V137H40ZM64 138V137H63ZM112 138V137H111ZM115 138V137H114ZM161 138V137H160ZM164 138V137H163ZM216 138V137H215ZM214 138V139H215ZM228 138V137H227ZM117 139V138H116ZM155 139V138H154ZM207 139V138H206ZM225 139V138H224ZM238 139V138H237ZM243 139V138H242ZM252 139V138H251ZM255 139V138H254ZM263 139L264 138H262V141H263ZM62 140V139H61ZM64 140V139H63ZM130 140V139H129ZM163 140V139H162ZM170 140V139H169ZM211 140V139H210ZM247 139H246V137H245V141H246ZM36 141V140H35ZM75 141H77V142H75ZM85 141V140H84ZM140 141V140H139ZM160 141V140H159ZM235 141V140H234ZM233 141V142H234ZM243 141V140H242ZM254 141V140H253ZM2 142V141H1ZM62 142V141H61ZM128 142V141H127ZM136 142V141H135ZM207 142H209V141H207ZM218 142V141H217ZM220 142L221 141H219V143L218 144H220ZM235 142H237V141H235ZM234 142V143H235ZM248 142V141H247ZM256 142V141H255ZM261 142V141H260ZM39 143V142H38ZM84 143V142H83ZM126 143V142H125ZM130 143V142H129ZM160 143V142H159ZM170 143V142H169ZM216 143V142H215ZM238 143V142H237ZM246 143V142H245ZM254 143V142H253ZM5 143H3V145H4ZM41 144V145H42ZM80 144H82V143H80ZM112 144H113V142H112ZM164 144H166V143H164ZM217 144V145H218ZM222 144V143H221ZM125 145V144H124ZM130 145H132V144H130ZM142 145V144H141ZM167 145V144H166ZM206 145H208V144H206ZM205 145V146H206ZM215 145V144H214ZM226 145V144H225ZM228 145V144H227ZM238 145V144H237ZM236 145V146H237ZM243 145V144H242ZM249 144H247V146H248ZM263 145V144H262ZM7 146V145H6ZM9 146V145H8ZM37 146H38V144H37ZM79 146V145H78ZM77 146V147H78ZM115 146H117V144L115 145ZM123 146V145H122ZM121 146V147H122ZM138 146V145H137ZM170 146V145H169ZM204 146V145H203ZM212 146V145H211ZM216 146V145H215ZM40 147H42V146H40ZM125 147H126V145H125ZM156 147V146H155ZM158 147V146H157ZM221 147V146H220ZM244 147H245V145H244ZM240 147V145H238V147H237V149H233V150H236V154H228V155H226V157L224 158L225 160H227V162H228V164H234V163H241V164H247L248 166H250V168L252 167V168H255V167H258L259 165H261L262 163H263V157L262 156H259V155H255V151H254V148L252 147V146H250V147ZM43 148H45V147H43ZM42 148V149H43ZM105 148V147H104ZM111 148V147H110ZM128 148V147H127ZM149 148V147H148ZM160 148V147H159ZM170 148V147H169ZM184 148V147H183ZM228 148V147H227ZM165 149V148H164ZM220 149V148H219ZM104 150V149H103ZM134 150H135V148H134ZM149 150V149H148ZM163 150V149H162ZM194 150H196V149H194ZM211 150V149H210ZM230 150V149H229ZM258 150V149H257ZM256 150V151H257ZM75 151V150H74ZM137 151V150H136ZM199 151V150H198ZM212 151V150H211ZM262 151V153H263V150H261ZM44 152V151H43ZM49 152V151H48ZM165 152V151H164ZM170 152V151H169ZM217 151H215V153H216ZM222 152V151H221ZM9 153H11V152H9ZM42 153V152H41ZM46 153V152H45ZM44 153V154H45ZM50 153V152H49ZM108 153V152H107ZM199 153V152H198ZM70 154H72V156H73V153H70ZM81 154V153H80ZM109 154V153H108ZM197 154V153H196ZM214 154V153H213ZM259 154H261V153H259ZM14 155V154H13ZM49 155V154H48ZM76 155V154H75ZM107 155V154H106ZM136 155V154H135ZM149 155V154H148ZM217 155V154H216ZM45 156H47V154L45 155ZM59 156V155H58ZM83 156V155H82ZM102 156V155H101ZM38 157V156H37ZM69 157H70V155H69ZM68 156L66 157V158H68V159H65L64 157H62V159L64 158L66 161H68L69 159L71 160V158H69ZM78 157H79V155H78ZM88 157V156H87ZM122 157V156H121ZM120 157V158H121ZM124 157V156H123ZM148 157V156H147ZM192 157V156H191ZM191 157H189V158H191ZM202 157V156H201ZM10 158V157H9ZM15 158V157H14ZM39 158V157H38ZM54 158H55V156H54ZM91 158V157H90ZM194 158H195V156H194ZM211 158V157H210ZM59 159V158H58ZM58 159H49L50 161H53L55 164H59L60 165V162L62 161H59ZM63 159V160H64ZM95 159V158H94ZM127 159V158H126ZM34 160H35V158H34ZM65 160H64V162H65ZM69 160V161H70ZM97 160V159H96ZM104 160H105V158H104ZM173 160V159H172ZM188 160V159H187ZM190 160V159H189ZM194 160V159H193ZM10 161V160H9ZM68 161V162H69ZM74 161V160H73ZM79 161V160H78ZM88 161H90V163H92L91 162V160H88ZM100 161H103V160H100ZM99 161V162H100ZM116 161V160H115ZM171 161V160H170ZM182 161V160H181ZM46 162V161H45ZM44 162V163H45ZM86 162V161H85ZM98 162V161H97ZM105 162V161H104ZM108 162V161H107ZM122 162V161H121ZM125 162V161H124ZM162 162V161H161ZM193 162V161H192ZM226 162V163H227ZM6 163V162H5ZM43 163V162H42ZM79 163V162H78ZM89 163V164H90ZM101 163V162H100ZM115 163V162H114ZM169 163V162H168ZM181 163V162H180ZM15 164V163H14ZM74 164H76V163H74ZM94 164V163H93ZM92 164V165H93ZM102 164V163H101ZM155 164V163H154ZM166 164V163H165ZM200 164V163H199ZM2 165V164H1ZM9 165V164H8ZM26 165V164H25ZM46 165H47V163H46ZM84 165V164H83ZM150 165H152V164H150ZM175 165V167H176V164H174ZM208 165H210V164H208ZM207 165V166H208ZM23 166V165H22ZM28 166V165H27ZM30 166V165H29ZM34 166V165H33ZM50 166V165H49ZM70 166H72V165H70ZM101 166V165H100ZM108 166V165H107ZM116 166V165H115ZM5 167V166H4ZM15 167H17V166H15ZM47 167V166H46ZM62 167V166H61ZM78 167V166H77ZM81 167L82 168H84L82 165H81ZM174 167V168H175ZM202 167H204V166H202ZM201 167V168H202ZM22 168V167H21ZM63 168V167H62ZM69 168V167H68ZM71 168V167H70ZM132 168V167H131ZM171 168V167H170ZM230 168V167H229ZM95 169V168H94ZM176 169H177V167H176ZM191 169V168H190ZM193 169V168H192ZM191 169V170H192ZM214 169V168H213ZM221 169V168H220ZM224 169V168H223ZM223 169H221V170H223ZM226 169V168H225ZM247 169V168H246ZM18 170V169H17ZM33 170V169H32ZM31 170V171H32ZM35 170H37V168L35 169ZM45 170V169H44ZM46 170H48V169H46ZM66 170V169H65ZM70 170H72V169H70ZM92 170V169H91ZM97 170V169H96ZM159 170V169H158ZM164 170V169H163ZM173 170V169H172ZM232 170V169H231ZM239 170V169H238ZM238 170H237V173H238ZM3 171V170H2ZM34 171V170H33ZM40 171H42L41 169H40ZM49 171H50V169H49ZM69 171V170H68ZM77 171V170H76ZM75 171V172H76ZM82 171V170H81ZM93 171V170H92ZM30 172V171H29ZM46 172V171H45ZM51 172V171H50ZM84 172V171H83ZM97 172V171H96ZM128 172V171H127ZM189 172H190V170H189ZM217 172V171H216ZM215 172V173H216ZM244 172H245V170H244ZM28 173V172H27ZM77 173H79V172H77ZM84 173H86V172H84ZM125 173V172H124ZM177 173V172H176ZM214 173V172H213ZM214 173V174H215ZM219 173V172H218ZM246 173V172H245ZM41 174H44V173H41ZM51 174V173H50ZM87 174V173H86ZM89 174V173H88ZM187 174V173H186ZM206 174H207V172H206ZM233 174H234V172H233ZM48 175V174H47ZM62 175V174H61ZM94 175V174H93ZM105 175V174H104ZM235 175H237V174H235ZM261 175V174H260ZM34 176V175H33ZM49 176V175H48ZM90 177H91V175H89ZM96 176V175H95ZM101 176V175H100ZM108 176V175H107ZM155 176V175H154ZM255 176H257V175H255ZM32 177V176H31ZM42 177V176H41ZM47 177V176H46ZM75 177V176H74ZM157 177V176H156ZM221 177V176H220ZM32 178H34V177H32ZM36 178V177H35ZM99 178V177H98ZM127 178V177H126ZM169 178V177H168ZM22 179V178H21ZM103 179V178H102ZM173 179V178H172ZM202 179V178H201ZM3 180V179H2ZM46 180V179H45ZM44 180V181H45ZM50 180V179H49ZM70 180V179H69ZM95 180V179H94ZM97 180V179H96ZM101 180V179H100ZM21 181V180H20ZM25 181V180H24ZM71 181V180H70ZM98 181V180H97ZM104 181V180H103ZM164 181V180H163ZM172 181V180H171ZM253 181V180H252ZM36 182H38L37 180H36ZM35 182V183H36ZM42 182V181H41ZM92 182V181H91ZM102 182V181H101ZM109 182V181H108ZM119 182V181H118ZM145 182V181H144ZM24 183V182H23ZM48 183V182H47ZM50 183V182H49ZM120 183V182H119ZM132 183V182H131ZM134 183H136V182H134ZM141 183V182H140ZM173 183V182H172ZM213 183V182H212ZM217 183V182H216ZM245 183V182H244ZM12 184H13V182H12ZM97 184V183H96ZM195 184V183H194ZM79 185V184H78ZM121 185V184H120ZM144 185V184H143ZM196 185V184H195ZM233 185V184H232ZM242 185V184H241ZM30 186V185H29ZM44 186V185H43ZM37 187V186H36ZM194 187H196V186H194ZM232 187V186H231ZM144 188L145 187H142V186H140V185H132V186H127V187H125L123 190H122V193L123 194H125L124 195V197L125 196H128V197H130V198H133V200L135 199L134 197H137V196H139L140 194H142L143 192H144ZM147 188V187H146ZM185 188V187H184ZM39 189V188H38ZM75 189V188H74ZM73 189V190H74ZM88 189V188H87ZM87 189H82L81 191L84 193ZM148 189V188H147ZM158 189V188H157ZM17 190V189H16ZM49 190V189H48ZM76 190V189H75ZM74 190V191H75ZM92 190V189H91ZM90 190V191H91ZM160 190V189H159ZM190 190V189H189ZM50 191V190H49ZM70 191V190H69ZM81 191H79L80 193H81ZM89 191V192H90ZM93 191V190H92ZM91 191V192H92ZM30 192V191H29ZM88 192V191H87ZM101 192H103V191H101ZM164 192V191H163ZM250 192V191H249ZM9 193V192H8ZM15 193H17V192H15ZM38 193V192H37ZM114 193H116V192H114ZM121 193V192H120ZM160 193V192H159ZM248 193V192H247ZM251 193V192H250ZM249 193V194H250ZM253 193H255V192H253ZM145 194V193H144ZM162 194V193H161ZM7 195V194H6ZM77 195V194H76ZM93 195V194H92ZM100 195V194H99ZM108 195V194H107ZM116 194H114V196H115ZM120 195H122V194H120ZM157 195V194H156ZM169 195V194H168ZM167 195V196H168ZM178 195V194H177ZM187 195V194H186ZM79 196V195H78ZM81 196V195H80ZM79 196V197H80ZM147 196V195H146ZM163 196V195H162ZM166 196V195H165ZM244 196V195H243ZM250 196V195H249ZM83 197V196H82ZM104 197V196H103ZM255 197V196H254ZM223 198V197H222ZM43 199V198H42ZM91 199V198H90ZM224 199V198H223ZM237 199V198H236ZM113 200V199H112ZM119 200H121V199H119ZM118 200V201H119ZM141 200H143V199H141ZM122 201V200H121ZM128 201V200H127ZM134 201H136V200H134ZM175 201V200H174ZM115 202V201H114ZM240 202V201H239ZM132 204V203H131ZM8 205V204H7ZM227 205V204H226ZM4 206V205H3ZM232 206V205H231ZM26 208V207H25ZM237 209V208H236ZM5 210V209H4ZM42 210V209H41ZM45 211V210H44ZM53 211V210H52ZM233 211V210H232ZM235 211V210H234ZM239 211V210H238ZM141 213V212H140ZM231 213V212H230ZM232 214V213H231ZM248 214V213H247ZM3 215V214H2ZM24 215H26L25 213H24ZM51 215V214H50ZM235 216V215H234ZM264 216V215H263ZM237 217V216H236ZM224 218V217H223ZM252 218V217H251ZM4 220V219H3ZM94 220V219H93ZM236 220V219H235ZM174 222V221H173ZM252 222V221H251ZM172 223V222H171ZM173 224V223H172ZM91 225V224H90ZM18 226V225H17ZM111 226V225H110ZM117 227H119V226H117ZM250 227V226H249ZM36 228V227H35ZM67 228V227H66ZM90 228V227H89ZM248 228V227H247ZM64 230V229H63ZM77 230V229H76ZM62 231V230H61ZM80 231V230H79ZM92 231V230H91ZM87 234V233H86ZM222 234V233H221ZM6 235V234H5ZM69 235V234H68ZM108 235V234H107ZM57 236V235H56ZM55 236V237H56ZM116 236V235H115ZM60 237V236H59ZM64 237V236H63ZM74 237V236H73ZM77 237V236H76ZM87 237V236H86ZM114 237V236H113ZM112 237V238H113ZM122 237V236H121ZM82 238V237H81ZM85 238V237H84ZM96 238V237H95ZM116 238V237H115ZM223 238H225V237H223ZM80 239V238H79ZM120 239V238H119ZM62 240V239H61ZM87 240V239H86ZM91 240V239H90ZM185 240V239H184ZM217 240V239H216ZM85 241V240H84ZM107 241V240H106ZM112 241V240H111ZM89 242H91V241H89ZM216 242V241H215ZM231 242V241H230ZM55 243V242H54ZM75 243V242H74ZM86 243V242H85ZM93 243V242H92ZM104 243V242H103ZM110 243V242H109ZM228 243V242H227ZM61 244V243H60ZM72 244V243H71ZM84 244V243H83ZM111 244V243H110ZM207 244V243H206ZM72 245H74V244H72ZM88 245V244H87ZM92 245V244H91ZM93 245H95V244H93ZM209 245V244H208ZM82 246V245H81ZM108 246V245H107ZM221 246H223V245H221ZM226 246H227V244H226ZM58 247V246H57ZM117 247V246H116ZM229 247V246H228ZM72 248V247H71ZM207 248V247H206ZM226 248V247H225ZM78 249V248H77ZM101 249V248H100ZM114 249V248H113ZM227 249V248H226ZM88 250V249H87ZM106 250V249H105ZM211 250V249H210ZM214 250V249H213ZM228 250V249H227ZM232 250V249H231ZM230 250V251H231ZM6 251V250H5ZM19 251V250H18ZM85 251V250H84ZM83 251V252H84ZM15 252V251H14ZM95 251L93 250V252H91V253H88L87 254V256H86V258H90V257H93V256H95L96 254L94 253ZM220 252V251H219ZM218 252V253H219ZM8 253V252H7ZM19 253V252H18ZM223 253V252H222ZM233 253V252H232ZM22 254V253H21ZM37 254V253H36ZM41 254V253H40ZM229 254V253H228ZM13 255H15V254H13ZM20 255V254H19ZM104 255H106V254H104ZM8 256V255H7ZM116 256V255H115ZM224 256V255H223ZM225 256H227V255H225ZM259 256V255H258ZM104 257V256H103ZM207 257V256H206ZM14 258V257H13ZM109 258V257H108ZM11 259V258H10ZM94 259V258H93ZM107 259V258H106ZM194 259V258H193ZM218 259V258H217ZM225 259V258H224ZM261 259V258H260ZM83 260V259H82ZM90 260V259H89ZM263 260V259H262ZM23 261V260H22ZM25 261V260H24ZM105 261H107V260H105ZM192 261V260H191ZM213 262H214V260H213ZM103 263V262H102ZM204 263V262H203ZM216 263V262H215ZM257 263H259V262H257ZM208 264V263H207ZM214 264V263H213Z\"/></svg>",
    "mask_w": 264,
    "mask_h": 264
}]
</instances>
